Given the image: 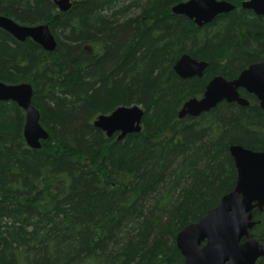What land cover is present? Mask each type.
<instances>
[{"label":"trees","instance_id":"trees-1","mask_svg":"<svg viewBox=\"0 0 264 264\" xmlns=\"http://www.w3.org/2000/svg\"><path fill=\"white\" fill-rule=\"evenodd\" d=\"M184 1L79 0L63 13L54 0H0V16L49 24L58 42L48 53L0 29V81L32 85L50 135L28 147L26 113L0 103V264H185L177 235L237 186L229 147L264 152V111L247 92L246 109L178 117L211 79L264 59V17L220 0L235 9L199 27L172 13ZM186 54L209 64L202 78L173 71ZM132 105L141 133L118 141L94 126Z\"/></svg>","mask_w":264,"mask_h":264},{"label":"water","instance_id":"water-1","mask_svg":"<svg viewBox=\"0 0 264 264\" xmlns=\"http://www.w3.org/2000/svg\"><path fill=\"white\" fill-rule=\"evenodd\" d=\"M63 13L73 6L72 0H54ZM242 8L264 17V0H246ZM235 9L231 2L220 0H186L172 9V13L186 16L195 25L204 27L220 15ZM0 29L20 42L31 39L46 52L58 46L50 25L23 26L10 18L0 16ZM209 64L197 61L186 54L180 57L173 71L183 80L202 78ZM242 89L254 95L264 111V59L248 66L237 78L227 80L216 76L207 85L204 95L188 99L178 113L180 119L199 117L216 109L224 101L249 107L248 99L239 92ZM34 89L30 83L11 85L0 81V103L14 102L26 113L24 136L28 147L41 149L50 135L40 123V112L33 105ZM144 109L137 105L120 106L109 115H100L94 126L117 140L141 133ZM238 172L237 186L198 222L186 226L176 237L177 247L185 264H257L264 258V246L254 238L256 225L253 212L264 211V152L246 149L241 145L229 147Z\"/></svg>","mask_w":264,"mask_h":264},{"label":"flooded vegetation","instance_id":"flooded-vegetation-1","mask_svg":"<svg viewBox=\"0 0 264 264\" xmlns=\"http://www.w3.org/2000/svg\"><path fill=\"white\" fill-rule=\"evenodd\" d=\"M241 91H244V90H242V89H240ZM239 90V91H240ZM244 92H246V91H244ZM248 93V92H247ZM249 94V93H248ZM251 95V94H250ZM254 96V95H253ZM255 97V96H254ZM244 98V97H243ZM256 98V97H255ZM246 99V98H245ZM257 100V99H256ZM258 101V100H257ZM225 102V101H224ZM227 103V102H226ZM258 103H260V102H258ZM234 104H237V103H234ZM246 108H248V107H246ZM245 108V109H246ZM259 214H264V211H262V213L261 212H259V210H255L254 212H253V217H254V221L256 222V225L255 226H257V225H260L261 224V222H259L258 220H257V215H259ZM254 230V229H253ZM252 230V231H253ZM262 259H264V258H262ZM261 260V259H260ZM259 260V261H260ZM258 264V263H257Z\"/></svg>","mask_w":264,"mask_h":264},{"label":"rangeland","instance_id":"rangeland-1","mask_svg":"<svg viewBox=\"0 0 264 264\" xmlns=\"http://www.w3.org/2000/svg\"><path fill=\"white\" fill-rule=\"evenodd\" d=\"M79 0H72V3L78 2Z\"/></svg>","mask_w":264,"mask_h":264}]
</instances>
